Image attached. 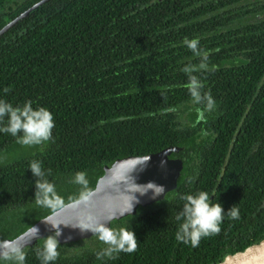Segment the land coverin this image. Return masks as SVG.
Listing matches in <instances>:
<instances>
[{
	"label": "trees",
	"instance_id": "trees-1",
	"mask_svg": "<svg viewBox=\"0 0 264 264\" xmlns=\"http://www.w3.org/2000/svg\"><path fill=\"white\" fill-rule=\"evenodd\" d=\"M38 1L0 0V29ZM263 14L264 0H48L3 32L0 99L45 107L55 127L50 141L0 161V241L61 207L35 203L30 162H41L65 204L91 191L105 165L166 147L182 160L176 186L110 222L135 233L137 250L98 260L107 245L80 249L83 239L61 243L50 264H214L263 239ZM193 38L209 53L204 68L184 43ZM186 67L214 110L193 102ZM21 146L0 132V155ZM77 172L87 187L74 182ZM200 191L225 215L220 233L193 248L175 239V217L181 197ZM233 205L239 219L226 213ZM43 243L23 249L24 264H41Z\"/></svg>",
	"mask_w": 264,
	"mask_h": 264
},
{
	"label": "clouds",
	"instance_id": "clouds-1",
	"mask_svg": "<svg viewBox=\"0 0 264 264\" xmlns=\"http://www.w3.org/2000/svg\"><path fill=\"white\" fill-rule=\"evenodd\" d=\"M185 45L192 53L201 58L200 68H204L209 58V53L199 48V40L193 38L185 39ZM195 69L186 67L183 71L188 76V90L192 100L196 104H203L208 111L214 110L215 102L210 93H202L203 83L197 76L192 75ZM8 91L7 88L4 89ZM5 117L7 123L5 124ZM0 132L11 134L17 138V143L22 146L41 145L52 139V129L55 127L52 113L45 107H32V101H26L22 106H13L11 103L0 99ZM150 156L139 158L133 166L125 173L126 192L128 193L127 206L119 213V215H131L133 208L139 200L134 193H139L143 196L151 192L152 199L165 193L163 185H158L154 182H148L143 185H138L132 177L127 173L139 167L141 170L150 161ZM161 166L166 161L161 160ZM35 177V195L34 200L37 205L53 208L64 204L63 198L60 197L55 190L54 184L50 183L46 178V173L42 169L40 161H32L28 167ZM48 175L51 170H48ZM74 182L87 187L86 174L77 172L74 176ZM90 193L84 195L82 200L87 201L90 198ZM210 195L207 192L200 191L195 195H185L181 197L185 203L182 211L176 215V220L180 221L178 229L175 233V239L186 245L190 244L193 248L198 247L202 238L210 237L220 233V225L223 222L225 212L220 203H213L209 199ZM232 219H239V209L233 205L226 212ZM111 218L98 220L93 217H88L85 222L63 223L52 222L51 218H45L41 221L49 225L53 233L45 238H39V228L29 226V239L25 241L28 244L32 239H43L42 248L37 250L38 258L41 259V264H50L55 261L59 255L57 249L60 246L58 237L61 236V225L65 227L71 226L78 228L81 232L90 231L105 245L106 248L96 253L98 260L105 257L114 259L120 252L134 253L138 247V241L135 233L129 228L115 229L109 227ZM0 259L5 261H15V264H24L25 253L22 246L14 241H0Z\"/></svg>",
	"mask_w": 264,
	"mask_h": 264
},
{
	"label": "water",
	"instance_id": "water-1",
	"mask_svg": "<svg viewBox=\"0 0 264 264\" xmlns=\"http://www.w3.org/2000/svg\"><path fill=\"white\" fill-rule=\"evenodd\" d=\"M47 1L39 0L20 13L0 29V35L32 10ZM176 151L175 148L166 147L160 151L146 155L127 156L116 159L111 164L103 167V174L97 179L94 188L88 192L91 195L87 201L82 200L83 196L69 201L47 216L39 219L32 226L39 228V238H43L49 232H53L49 225L41 221L48 217L51 218L52 222L77 223L85 222L88 217H93L98 220L111 218V222L114 219H120L128 215H119L127 206L128 201L126 182L124 181L125 173L139 158L150 156V161L142 170L137 167L127 173V175L132 177L138 185H143L148 182L163 185L166 193L176 186L177 178L182 169V160L176 155ZM161 160L166 161L163 167L160 163ZM165 193L155 199L150 198L152 195L151 192L143 196L139 195V193H134L139 203L135 204L131 215L138 213L151 203L162 200ZM108 226H110V223ZM28 229L14 238H6L2 241H14L21 245L23 250L25 247L31 246L37 241V239H32L28 244L25 243L29 239ZM61 232V236L57 238L59 244L89 238L95 235L90 231L81 232L78 228L71 226L65 227L64 225H61ZM214 264H264V238L256 240L245 247L227 250L224 257Z\"/></svg>",
	"mask_w": 264,
	"mask_h": 264
},
{
	"label": "rangeland",
	"instance_id": "rangeland-1",
	"mask_svg": "<svg viewBox=\"0 0 264 264\" xmlns=\"http://www.w3.org/2000/svg\"><path fill=\"white\" fill-rule=\"evenodd\" d=\"M43 144H41V145H43ZM35 146L36 145L30 146V147L29 146H21V147H18L16 149L12 150V151L4 152L3 155H0V161L1 162H6V161H10V160L19 158L20 156L24 155L28 150L34 149ZM127 223H130V221L127 222ZM118 226H120V224H116L114 228L116 229ZM84 239H86L87 241L84 242V243L77 244V247H79L80 249L81 248L94 247L96 245V243H100L101 242L97 238L96 235H93V236H91L89 238H84ZM13 262H15V261H5L3 259H0V264H10V263L12 264Z\"/></svg>",
	"mask_w": 264,
	"mask_h": 264
},
{
	"label": "flooded vegetation",
	"instance_id": "flooded-vegetation-1",
	"mask_svg": "<svg viewBox=\"0 0 264 264\" xmlns=\"http://www.w3.org/2000/svg\"><path fill=\"white\" fill-rule=\"evenodd\" d=\"M201 117V116H200ZM259 208L260 209H262V210H264V198H263V200L261 201V204H260V206H259ZM133 215H135V214H133ZM121 219V218H120ZM117 220H119V219H117ZM81 240V239H80ZM80 240H76V241H80ZM83 240V239H82ZM76 241H72V242H76ZM66 243H71V242H66ZM69 256H71V257H73L74 255H69ZM96 257V256H95ZM105 258H108V257H105ZM115 258H116V256H115ZM108 259H110V258H108Z\"/></svg>",
	"mask_w": 264,
	"mask_h": 264
}]
</instances>
